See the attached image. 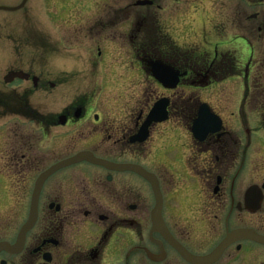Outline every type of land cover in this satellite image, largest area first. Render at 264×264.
I'll return each mask as SVG.
<instances>
[{"label":"flooded vegetation","instance_id":"1","mask_svg":"<svg viewBox=\"0 0 264 264\" xmlns=\"http://www.w3.org/2000/svg\"><path fill=\"white\" fill-rule=\"evenodd\" d=\"M54 6L52 68L0 60V264H264V0Z\"/></svg>","mask_w":264,"mask_h":264},{"label":"rangeland","instance_id":"2","mask_svg":"<svg viewBox=\"0 0 264 264\" xmlns=\"http://www.w3.org/2000/svg\"><path fill=\"white\" fill-rule=\"evenodd\" d=\"M20 2L21 0H0V6H15ZM54 7V0H29L26 7L21 10L0 11V60L3 61L2 64L7 62L6 65L9 63L20 65V63L30 59H38L44 49H39L37 41L29 40L28 36L41 33L45 36L44 40L51 44L45 48L44 57L47 59V63L50 64L48 68H52L54 63L53 61L49 62V60L57 58L52 48L53 43L59 38V33L66 36L68 31L73 30H69V25L61 26L60 32L59 28L56 29L52 12H50L54 10ZM184 20L188 21L187 19ZM244 23L245 19L237 23L236 31L240 34H245L241 27ZM251 23L248 22L247 24L251 25ZM176 24H174V27ZM173 32L183 36L185 29L181 27L173 30ZM180 36L179 38H181ZM44 40H41V44L44 43ZM54 93L50 96L45 95L46 98L50 97L47 99V106L52 105L54 101L57 102V99H59V95ZM33 101L39 103L42 99H33Z\"/></svg>","mask_w":264,"mask_h":264},{"label":"water","instance_id":"3","mask_svg":"<svg viewBox=\"0 0 264 264\" xmlns=\"http://www.w3.org/2000/svg\"><path fill=\"white\" fill-rule=\"evenodd\" d=\"M26 1L27 0H24L23 2H22V4L21 5H19V6H17V7H0V10H12V11H14V10H18V9H20V8H22L24 5H25V3H26ZM156 76H157V78L164 84V85H166V86H168L169 88H175L176 86H177V84H178V81H179V73L178 72H174V71H172V73L170 72V73H168V74H165V73H160V71L159 72H156ZM166 106H167V101H160V102H158L156 105H155V108H154V110H153V112H152V115H153V118L157 115V114H161L162 116H164L165 117V108H166ZM202 107H206V105L204 104V105H202ZM159 108L161 109V111H159ZM162 108H163V110H162ZM203 111V110H202ZM165 112V113H164ZM204 112V111H203ZM201 116L202 115H200V118H201ZM213 118V120H214V117H212ZM162 119H164V118H162ZM161 118L159 119L160 121L162 120ZM150 122V120L148 121V123ZM201 123H202V121H201V119L200 120H197L196 121V123H195V126L196 127H198V126H200L201 125ZM208 124V122H206V125ZM146 127H148L147 125H146ZM141 173H142V175L144 176V177H146L151 183H153L154 184V187L156 188L157 187V190H156V192H159V186H158V182L157 181H153L152 180V178L151 177H149L148 175H147V173H146V171H141ZM160 207H161V196H160V194L158 193V204H157V208L158 209H160ZM35 215H36V210H32L31 211V216H30V218H29V221L24 225V227L22 228V230H21V233H20V236H19V239H18V244L20 243V242H22L24 239H25V237H26V233H27V231L33 226V224H34V222H35ZM156 216H157V213H155L154 214V218L156 219ZM158 217V216H157ZM18 244H16L15 246H14V248L18 245ZM10 248V247H8L7 245H5V244H2V243H0V248Z\"/></svg>","mask_w":264,"mask_h":264}]
</instances>
